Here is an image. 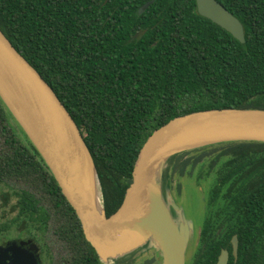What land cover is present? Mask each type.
Listing matches in <instances>:
<instances>
[{
    "label": "trees",
    "instance_id": "16d2710c",
    "mask_svg": "<svg viewBox=\"0 0 264 264\" xmlns=\"http://www.w3.org/2000/svg\"><path fill=\"white\" fill-rule=\"evenodd\" d=\"M218 1L243 23L245 42L200 15L196 0H0V28L81 129L108 217L124 205L155 129L199 110L264 108V0ZM168 163L167 179L178 173L208 185L206 222H224V246L238 234L239 257L229 264H264V142L208 145ZM8 181L21 185L2 192L7 203L17 198L18 214L0 233L23 220L46 225L53 213L76 254L67 264H104L0 97V184Z\"/></svg>",
    "mask_w": 264,
    "mask_h": 264
},
{
    "label": "water",
    "instance_id": "95a60500",
    "mask_svg": "<svg viewBox=\"0 0 264 264\" xmlns=\"http://www.w3.org/2000/svg\"><path fill=\"white\" fill-rule=\"evenodd\" d=\"M196 2L200 15L245 42L243 23L221 2ZM0 97L55 175L82 222L87 240L104 264L145 245L151 235L158 240L165 264H188L186 253L194 224L188 221L172 191L169 197L165 193L170 181L166 174L169 159L184 151L218 143L264 142V108H213L177 116L155 129L146 140L126 201L108 217L94 156L79 125L54 88L1 28ZM93 170L100 192L92 188ZM171 207L177 210L181 220L173 216ZM233 245L237 256V236ZM2 251L9 252L10 245L0 246V264ZM38 259L33 264H39ZM228 261L229 252L223 250L217 264Z\"/></svg>",
    "mask_w": 264,
    "mask_h": 264
},
{
    "label": "flooded vegetation",
    "instance_id": "af4514ba",
    "mask_svg": "<svg viewBox=\"0 0 264 264\" xmlns=\"http://www.w3.org/2000/svg\"><path fill=\"white\" fill-rule=\"evenodd\" d=\"M180 191H181V185L178 186L177 190H175V200L177 198L176 194L181 195ZM1 195H2V193H1ZM182 208H184V207L182 206ZM184 211L186 214L187 212H186L185 208H184ZM176 214H177V212L173 211V216L177 219ZM206 215H207V213H206ZM186 216L194 224V230H193V234H192L194 236L193 237L194 239L192 238L193 240L189 241L188 247H187V253H186L188 264L189 263L199 264L202 260L204 261L203 262L204 264H217L219 256L223 250H228V252H229L228 264L231 260V256L235 257V261L238 260V257H239V237H238V234L234 233L231 235V240H230L231 247L224 246V242H225L226 237H227V231L225 229V224L223 221L217 222L215 220H212L211 222H206V216H205V219L203 221L204 224L200 225V224H198V222L196 220L190 218L187 214H186ZM55 217L56 216L52 213L47 224L43 225V226H46V229H47V225H48L49 221L54 220L55 224H56V229H57V219ZM13 219H11V220H13ZM11 220L4 222V223H10ZM30 223L41 225L39 222L33 223V221H31V220H30V222L23 220L22 224L13 225L11 229H15V227H21V226H24V228H25V226H29ZM204 225H206V231H204V235H202V229H203ZM235 236L238 237L237 256L234 253V245H233V239ZM60 239H61V242H60L61 246H58L59 247L58 248V251H59L58 258L53 261V264H57L58 262H60V264H67L76 256L75 252L74 253L72 252L68 242L61 236H60ZM77 244H79V242H77ZM9 245H10V251L9 252H4V251L1 252L2 253L1 256H3L1 258L2 259L1 264H33V261L35 258L36 259L39 258L38 259L40 261L39 264L44 263L42 260V250L37 243L36 237H34L33 235L24 236V237H20V238L15 237L14 239H11L10 241L0 243V246H2L3 248L8 247ZM76 247L78 248V250L80 249L79 246H76ZM200 247H203L202 251L200 250ZM148 249H150V250H148ZM147 250L149 252L152 251L151 247L138 248L135 252L126 255L123 259L119 258L120 260H118V261L115 260L114 264H155L157 261V258H156L155 253L153 251H152L153 252L152 256L150 258H149V256L147 258L139 257L142 254L143 255L146 254ZM65 254H67V255L65 256Z\"/></svg>",
    "mask_w": 264,
    "mask_h": 264
},
{
    "label": "rangeland",
    "instance_id": "374dc122",
    "mask_svg": "<svg viewBox=\"0 0 264 264\" xmlns=\"http://www.w3.org/2000/svg\"><path fill=\"white\" fill-rule=\"evenodd\" d=\"M165 168L167 165L164 166ZM170 181L168 182V186L165 190V193L167 196H170V191H172V195L175 198V190H177L178 186L181 185V195L176 194L177 198L176 201L180 206L184 207L186 210V214L196 220L198 224L203 225L204 219L207 213V192H208V185L206 184L204 187L198 186L195 179L191 176H180L178 173H175L173 176H170ZM21 185L15 181H8L4 182L0 185V225L4 222H7L13 218H15L18 214V209L16 208V202L17 198L12 197L10 198L9 202H5L2 199L1 193L3 191H12L15 188H19ZM164 187V186H163ZM172 202V199L169 201V203ZM15 206V207H14ZM172 206V205H171ZM171 209L174 210L172 207ZM187 217V216H186ZM188 221L190 220L187 218ZM29 221L30 220H26ZM18 224V223H17ZM14 224V225H17ZM33 235L37 239V243L39 247L42 250V260L43 264H53V261L58 258V246L60 245L61 239L60 236L56 232V224L54 220H50L47 229L46 226L43 225H37L30 223L29 226H21V227H15V229H11L10 231L3 232L0 234V243H4L7 241H10L11 239L20 238L24 236ZM193 234V232H192ZM191 234L190 241H192L194 236ZM193 238V239H192ZM151 242V240H150ZM152 243V242H151ZM144 247H151V250L155 253V256L157 258V261L155 264H165L163 253L158 245H156L154 242L152 244H149L147 242L145 245H141L139 248ZM48 248V249H47ZM138 249V248H136ZM136 249L129 251L128 253H125L121 255L120 257H117L115 260L123 259L126 255L133 253L136 251ZM150 250V249H148ZM146 251V254H142L141 258H149L152 256V251ZM140 252V251H139ZM67 254H65L66 256ZM120 258V259H119ZM57 264H60L58 262ZM106 264H114L109 263V261L106 262Z\"/></svg>",
    "mask_w": 264,
    "mask_h": 264
},
{
    "label": "bare ground",
    "instance_id": "6f19581e",
    "mask_svg": "<svg viewBox=\"0 0 264 264\" xmlns=\"http://www.w3.org/2000/svg\"><path fill=\"white\" fill-rule=\"evenodd\" d=\"M195 152V151H194ZM92 175H93V177H92ZM93 178V179H92ZM91 184H92V188H93V190L94 191H101L100 190V185H99V183H98V180H97V175H96V173H95V171L93 170V171H91ZM176 216H177V219H179V220H181V217L178 215V214H176ZM152 236V238L150 239L151 240V242L153 243H155L156 245H159V243H158V240H157V238H156V236H153V235H151ZM150 240L148 241L149 242V244H152L151 242H150ZM193 249V248H192ZM190 258V257H189Z\"/></svg>",
    "mask_w": 264,
    "mask_h": 264
}]
</instances>
